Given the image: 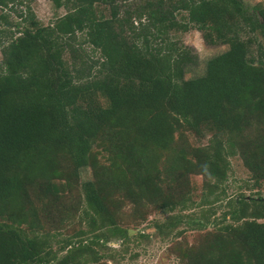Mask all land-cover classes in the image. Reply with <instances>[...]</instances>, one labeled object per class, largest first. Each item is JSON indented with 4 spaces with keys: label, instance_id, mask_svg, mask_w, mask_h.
Returning <instances> with one entry per match:
<instances>
[{
    "label": "trees",
    "instance_id": "obj_1",
    "mask_svg": "<svg viewBox=\"0 0 264 264\" xmlns=\"http://www.w3.org/2000/svg\"><path fill=\"white\" fill-rule=\"evenodd\" d=\"M27 1L0 0L8 25L0 28V264H99V236L82 238L104 227L126 236L102 181H86L73 213L88 229L64 242L60 259L51 250L72 215L62 212L56 182L70 185L94 145L107 153L126 200L147 198L161 211L187 207L176 181L190 175L213 195L203 204L217 202L233 155L252 187L264 180V8L243 0H50L65 13L45 26ZM7 11L20 22L8 23ZM190 28L228 49L206 61L202 76L185 79L197 56L174 36ZM184 130L208 132L207 145L190 156L177 149ZM228 205L186 264H264V198ZM54 208L58 226L45 227L40 211Z\"/></svg>",
    "mask_w": 264,
    "mask_h": 264
},
{
    "label": "rangeland",
    "instance_id": "obj_2",
    "mask_svg": "<svg viewBox=\"0 0 264 264\" xmlns=\"http://www.w3.org/2000/svg\"><path fill=\"white\" fill-rule=\"evenodd\" d=\"M242 2L248 9L264 8V0ZM26 4L30 6L36 20L45 26L53 24L65 13L63 9H56L50 0H31ZM25 6L15 9L18 12L24 10ZM5 11L0 9V15ZM7 12L8 23L14 25L20 22L17 13ZM7 27L8 25L0 18V28ZM24 27L25 25L21 24L19 30ZM174 37L191 48L197 56V62L186 68L185 79L202 76L206 61L228 49L226 45H206L201 33L194 28H190L187 32H176ZM175 137L176 148L184 149L190 156L192 149L207 145L210 134L205 131L196 134L184 130ZM88 161V166L80 170L78 177L71 179L70 185L64 184L63 181L56 182L59 194L62 195L61 199H64L62 212L67 211L68 214H72L68 221L59 226L58 236L51 240V250L56 254L57 259L66 252L64 242L70 240L80 230H87L89 227V223L82 219L80 212L73 213L76 200L81 201V184L86 181H102V194L107 198L115 226L126 232L125 237L114 236L110 234V228L104 227L82 238L87 242H96L93 236H99L98 244L93 245L101 256L99 264H186L188 250L200 246L205 234L214 226L223 223L221 217L229 210L230 201L240 196L264 198V180L258 186L252 187L254 183L250 180V173L237 155L228 158L227 181L220 184L215 191V194H220L224 190V194L220 195L217 202L210 205L203 204L204 198L212 200L213 195L208 197L201 176L190 175L188 179L181 177L177 179L176 184L179 188L175 192L176 198H189L190 201L186 208L177 207L172 211L158 210L157 203H150L147 198L141 204H133L126 200L119 188L113 185L118 173L111 168L107 153L98 145L91 148ZM69 171L68 168L67 172ZM50 211V213L40 211L39 218L45 227H56L58 224L55 222L62 212L55 208ZM77 240L72 239V242Z\"/></svg>",
    "mask_w": 264,
    "mask_h": 264
}]
</instances>
